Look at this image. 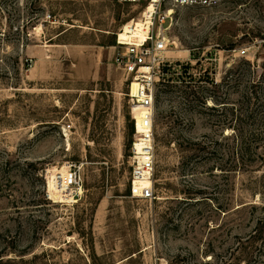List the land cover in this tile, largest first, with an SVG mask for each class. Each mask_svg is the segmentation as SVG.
Here are the masks:
<instances>
[{
  "label": "rangeland",
  "instance_id": "374dc122",
  "mask_svg": "<svg viewBox=\"0 0 264 264\" xmlns=\"http://www.w3.org/2000/svg\"><path fill=\"white\" fill-rule=\"evenodd\" d=\"M170 9L166 56L187 72L172 84L193 95L164 94L166 70L156 199L141 201L129 197L135 131L114 59L145 7L0 0V264H264V0L158 19ZM228 119L256 145L231 173ZM68 164L82 167L84 196L57 204L46 177Z\"/></svg>",
  "mask_w": 264,
  "mask_h": 264
},
{
  "label": "built area",
  "instance_id": "2783aa9c",
  "mask_svg": "<svg viewBox=\"0 0 264 264\" xmlns=\"http://www.w3.org/2000/svg\"><path fill=\"white\" fill-rule=\"evenodd\" d=\"M121 5L144 6L142 20L152 7L150 29L145 39L135 37L133 29L117 34L115 64L126 77L127 96L132 105L134 137L131 146L130 195L133 200L152 201L156 199L155 174L157 164L156 101L157 92L166 70L172 63L167 58L172 47L165 19H158L164 8L213 9L225 0H116ZM134 21V20H132ZM121 31L125 34L122 36ZM168 75V74H167ZM65 175L62 169L48 170L49 184L55 177L56 194L65 201L78 202L85 192L81 166L68 164ZM49 194V192H48ZM50 201L54 202L51 195ZM67 204V203H63Z\"/></svg>",
  "mask_w": 264,
  "mask_h": 264
},
{
  "label": "trees",
  "instance_id": "16d2710c",
  "mask_svg": "<svg viewBox=\"0 0 264 264\" xmlns=\"http://www.w3.org/2000/svg\"><path fill=\"white\" fill-rule=\"evenodd\" d=\"M186 75L187 72H184ZM177 73L175 71H169L168 73V86L166 87V90L163 92L164 94H168V95H172V94H176V93H181L182 97H191L193 95V93H190L189 91H183V90H178L176 86H174L172 83H174L175 81H180L183 82L185 81L184 75H179V76H175ZM158 103H159V98L157 97V101H156V129L159 125V123L161 121H163L165 119V116L162 113H158ZM233 119L229 121L228 119V123L225 125L226 128L232 129L234 130V134L236 135V139H238V141L233 140V146L232 147H228L226 149V157L227 162H230L232 160H234V165H231V167H227L226 172H232L234 171L231 168H237L238 164H240V162H242L243 164H249L251 163V159L249 157H252L254 154H256V145L255 142L248 141L247 139H243L240 138L237 133L239 131V129L235 126H233L232 124ZM166 127L168 128V137L164 140V144L168 145L170 144L173 139H171L169 136H172V130H173V126L171 122H167L166 121ZM157 137V135H156ZM234 138V139H235ZM163 141V140H162ZM229 141V140H228ZM157 142H161V140L158 139L157 137ZM157 187V185H156ZM130 191V189H129Z\"/></svg>",
  "mask_w": 264,
  "mask_h": 264
},
{
  "label": "bare ground",
  "instance_id": "6f19581e",
  "mask_svg": "<svg viewBox=\"0 0 264 264\" xmlns=\"http://www.w3.org/2000/svg\"><path fill=\"white\" fill-rule=\"evenodd\" d=\"M172 9H170L167 13L168 16H172L170 13H172ZM151 12H153V8L151 7L149 9V11H147L146 15H145V19L141 20L140 22L137 20L134 21H130L127 24L124 25L122 31L124 30L125 33H128L130 30L133 29V34H135V37H140L141 39H145L148 35L149 29H150V24H151V19H150V15ZM121 31V35L124 36L125 34ZM67 168L64 167L62 170V173L65 175ZM53 171H57L56 169H53ZM55 177H53V179L51 180V178H49V184H48V192L51 195L52 199L55 201L54 203L57 204H63V203H67L65 205H69V204H73L75 203L74 201H65L62 198H60L56 192V184H55ZM56 191V192H55ZM162 264H167L166 262L162 263Z\"/></svg>",
  "mask_w": 264,
  "mask_h": 264
}]
</instances>
